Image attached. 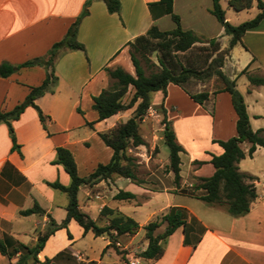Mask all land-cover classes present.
Instances as JSON below:
<instances>
[{
    "label": "crops",
    "instance_id": "obj_1",
    "mask_svg": "<svg viewBox=\"0 0 264 264\" xmlns=\"http://www.w3.org/2000/svg\"><path fill=\"white\" fill-rule=\"evenodd\" d=\"M86 1L0 0V63L18 65L34 57L46 55L53 43L64 37L68 27L80 15ZM120 1L122 4L120 13H111L102 0H90L88 14L81 19L76 36L77 40L84 44L85 51L79 49L65 51L54 64L57 83L53 92H46L35 99L46 116V128L43 127L37 111L32 106H27L19 118L12 121L16 141L19 144V150H12L8 127L0 122V239L9 253L8 255L0 252V264H13L17 261L21 251L15 252L14 249L19 247L20 243L34 245L38 233L48 224L49 217L60 223L66 216L65 207L68 203L66 192L48 185V182L56 180L63 185H68L70 182L69 175L62 165L53 162L56 158L55 147L64 146L72 152L78 171V157H85V148H82V144L86 146L90 139L99 137L97 132L106 131L120 119H126L123 116L129 112L128 110L98 121L97 112L92 107V97L110 84V78L105 70L107 67L113 69L121 66L126 71L134 73L127 43L145 33L152 24L163 29L161 22L169 15H161L155 20L152 18L148 3L156 0ZM211 7L212 0H173V8L180 16L182 28L190 29L204 39H207L205 38L208 35L207 31L214 30L215 16L210 12ZM263 22L264 20L256 27L248 29L242 36V43H237L230 50L222 66L226 74L227 64L230 63L229 73H232V76L227 75L229 78L237 79L242 75L239 73L247 64V73L259 72L260 74L255 75L264 76V47L258 54L254 52L252 46L245 45L247 32L258 28ZM173 27L174 23L171 28ZM216 36L221 48L226 47L230 36L224 32L221 24ZM238 45L243 46L248 53L246 60L248 63L244 67L237 63L238 58L233 53ZM45 72L43 66L34 65L20 67L7 77L0 76V110H10L22 101L31 86L42 82ZM243 74L246 76V73ZM247 82L243 97L251 127L255 130L264 127V84L252 85L249 80ZM129 89L132 90L131 87ZM209 93V98L204 103L212 102L215 106L218 104L220 112L221 109H226L230 121L225 123L223 114L219 119L217 118L219 132L217 138L212 139L214 152L204 150L206 154L200 160L202 164L196 163L192 157L188 158V174L183 176L180 163L179 186L174 182V186L154 189L146 183L136 184L129 178L120 176L101 179L93 184L83 183L79 186V207L91 218L98 219L100 209L107 205L117 212L133 217L139 223L140 227L135 234L121 235L117 242L120 249L127 251L125 257L131 264H264V168L257 171L248 162H244L246 164L243 163L244 168H241L243 160L246 158L251 160L263 147L257 146L252 157L247 156L238 162L240 171L258 177L254 181L256 198L246 214L233 216L225 206L204 201L206 207L196 210L190 205L194 201L187 203L184 198L200 199L180 191L181 188L198 182V177L202 176L195 173H198L202 165L210 163L211 154H220L223 151L216 140H226L236 134L237 116L232 107L230 94L226 91L216 94L209 91ZM160 104L163 105L166 117L169 119L167 108L171 107L174 110L175 106H168L164 99ZM161 114L163 116L162 112ZM112 117L113 120L109 121ZM91 121H93L92 126L86 124ZM215 124H217L216 118L213 125ZM82 127H88L90 133L85 138L76 137L77 131ZM176 141L178 142L177 137ZM248 146L249 144L242 146L241 143L245 151ZM111 155L109 153V159ZM88 174L80 176L85 177ZM119 189L133 192L135 198L114 199L113 196ZM80 193L83 194V200L80 199ZM160 193L164 195L166 201L157 209L151 200ZM173 194H181L185 197L176 201L171 198ZM92 201H97L93 215ZM34 202L45 210L43 215L19 213L20 210L31 207ZM144 205L149 212L144 221H139L135 215ZM173 206L186 211L185 229L179 226L165 239L164 252L160 258L153 260L136 255V250L142 251L148 242L144 238V230L142 241L133 243L139 230ZM104 220L106 218L100 221L104 222ZM67 228H74L71 238L60 235L62 246L58 248L56 241L58 242L59 237L56 234L65 228L56 230L38 253L37 257L40 261L45 257H53L58 251L65 249L77 262L86 264L93 260L95 264H108L104 261V256L111 258L114 248L107 246L109 244L107 236H95L91 230L84 232L74 219L68 221ZM87 236L103 241L100 257L83 254L80 242ZM121 238H124L123 242L120 241ZM104 247L106 248L103 251ZM114 252L117 264H125L116 250Z\"/></svg>",
    "mask_w": 264,
    "mask_h": 264
},
{
    "label": "trees",
    "instance_id": "obj_2",
    "mask_svg": "<svg viewBox=\"0 0 264 264\" xmlns=\"http://www.w3.org/2000/svg\"><path fill=\"white\" fill-rule=\"evenodd\" d=\"M102 1L109 12L120 13L122 7L120 0ZM253 2H256L258 8L255 16L239 24H232L226 19L220 0H212L210 12L223 26L224 32L230 36L228 44L224 49L220 50L217 38H210L207 42L212 45L211 50H208L206 45L198 47L201 50H208L207 55L202 59L200 56L198 59L189 60L186 63H183L178 58V53L192 49L197 42L204 43L206 41L194 31L182 28L180 16L173 8V0H156L148 3L154 20L161 15H169L174 27L171 29H160L156 24H152L145 33L129 41L127 43L129 46L128 52L134 73L126 71L121 66L113 69L107 67L105 70L110 78V84L102 89L99 94L92 97V107L97 112L98 121L133 108L131 115L127 119L118 121L106 131L97 132L101 140L112 149L110 159L106 163H98L93 171L82 177L78 174L72 152L64 146L55 147L56 158L53 162L62 165L69 175L70 182L68 185H63L56 180L48 182V185L66 192L68 196V203L65 207L66 216L60 223L49 217L48 224L44 230L38 233L34 245L29 246L20 243L19 247H15V252L20 250L21 253L13 264H85L77 262L74 256L65 249L58 251L53 257H45L42 261L37 257L47 239L56 230L67 228V223L71 219H74L83 228L84 232L91 230L95 236H107L109 238L107 246H112L125 264H131L125 257L127 251L120 249L117 242L121 235L135 234L140 227L139 223L133 217L117 212L107 205L100 209L98 219L91 218L79 207V186L83 183L93 184L101 179L114 176L129 178L130 181L141 184L142 180L136 174L137 162L128 153V149L144 144V139L139 133V124L151 107L150 93L162 90L165 95L168 83H173L180 86L193 101L203 105L209 98V91L203 90L193 93L184 86V83L193 77L200 79L211 75L219 77L222 86L215 89L212 93L216 94L220 91H226L230 94L232 107L237 116L235 122L236 135L226 140H216L223 148V151L220 154H211L209 162L214 167L213 173L209 176L198 177V182L189 187L181 188L180 191L209 204L223 205L233 216L243 215L249 211L251 203L256 198L254 181L258 177L240 171L238 162L246 156L252 157L257 146L264 148V127L255 130L251 127L244 97L236 88V79L229 78L222 70V66L230 54V50L237 43H242V36L245 32L250 28L256 27L264 20L263 0H228V5L235 10L249 9ZM89 4L90 0H87L80 15L68 27L64 37L53 43L46 55L34 57L18 65H12L7 62L0 63L1 77L9 76L20 67L41 65L46 70L42 82L39 85L31 86L22 101L10 110H0V122L5 123L8 127L12 150H19L12 121L18 119L27 106H32L37 111L43 127L46 128V116L36 104L35 99L46 92H53L57 83L54 64L65 51L75 49L85 51L84 44L78 41L76 36L81 19L88 14ZM156 49L160 51L158 58L159 68L146 74L141 63V57L146 58L147 53H151ZM214 53L216 54L214 55ZM198 64L200 66H196ZM247 68L248 64L240 71V74L246 73L252 85H263L264 76L247 73ZM129 87H131L132 93L128 101H125L124 97ZM160 108L163 113V140L169 148V169L173 173L176 186H179L181 177L180 152L183 151V148L176 141L174 130L170 120L166 117L163 105H160ZM86 124L92 126L93 121ZM244 141L249 144L246 151L241 147V143ZM196 162L201 163V161ZM113 198L130 200L135 198V194L131 191L119 189ZM19 213L21 215L32 213L43 215L45 210L37 202H34L31 207L22 209ZM103 218H106V220L101 222L100 220ZM161 224H165L164 230L156 234L155 230ZM179 226H183L185 229L186 211L174 206L170 207L159 218L147 222L143 225V228L148 242L145 249L140 251L139 256L153 260L160 258L164 252L165 239ZM68 237L71 238L69 232ZM106 247H104L103 251ZM0 252L9 255L2 239H0ZM86 264H95V261L92 260Z\"/></svg>",
    "mask_w": 264,
    "mask_h": 264
},
{
    "label": "rangeland",
    "instance_id": "obj_3",
    "mask_svg": "<svg viewBox=\"0 0 264 264\" xmlns=\"http://www.w3.org/2000/svg\"><path fill=\"white\" fill-rule=\"evenodd\" d=\"M264 2V0H263ZM220 4L225 11L226 19L232 24H239L245 20H248L255 16L258 11L256 3H253V6L249 9L243 10H235L234 8L228 5V0H220ZM212 17V16H211ZM214 19V30L207 31V39H204V43L197 42L195 46L186 51L179 52L178 58L186 63L191 60L194 61L201 56V59L207 55L208 50L212 49V45H209L207 40L211 37H216V32L220 27L218 21ZM173 26V22L170 16H166L162 22L161 27L163 29L171 28ZM218 44L220 46V42L218 40ZM252 46L254 52L260 53L262 48L264 47V22L258 28L251 29L247 32L245 36V45ZM201 45H206L208 50H201ZM244 45V44H243ZM244 45V46H245ZM234 56H236L237 63H239L242 67H244L248 62H246L248 58L247 51L243 48V46L238 45L234 49ZM216 53H214L215 55ZM160 56L159 50H154L151 53H147L146 58L141 57V63L144 67L146 74H149L151 71H156L159 68L158 58ZM202 62V61H201ZM200 62V63H201ZM227 64L226 75L232 76L230 72L231 67ZM196 66H200L199 64ZM255 74H260L259 72H254ZM240 74V73H239ZM247 78L244 74L240 75L236 79V88L244 95L243 91L245 89V84L247 82ZM184 86L191 92L195 93L198 91H214L215 89L222 86V82L217 75H211L207 78H191L187 82L184 83ZM132 90L128 89L124 100L128 101ZM213 94V93H212ZM227 95V94H226ZM165 100L168 106H175L176 109L172 110L171 107L167 108V111L170 114L169 120L171 122L172 129L176 133V137L178 142L183 146V151L180 154L181 159V175H186L188 170L187 161L188 158L192 157L193 160L200 161L205 156V151L214 152V144L212 143L213 138H217L219 123L217 118H220V115L223 114L225 123L230 121V116L226 109H221L219 111L218 104L213 105L212 102L204 103L203 105L194 102L186 92L180 86H177L173 83H168L166 87V94L164 95L162 90L152 91L150 93V101L151 107L147 110L143 118L140 120L139 124V133L144 139V144L131 147L128 149V153L132 155L137 162V170L136 174L142 183L148 184L150 187L154 189H163L164 186H174L173 173L169 169V148L167 144L163 140V123H162V114L159 108L160 103ZM231 106V105H230ZM234 117L235 113L230 107ZM229 109V110H230ZM133 108L128 109L129 112L125 114L123 117L126 119L131 115ZM129 113V114H128ZM220 113V114H219ZM217 116V117H216ZM214 118H216V123H214ZM113 117L109 120L112 121ZM120 120H123L120 119ZM119 120V121H120ZM235 132V131H234ZM90 133V129L88 127H82L77 131L76 137L85 138ZM234 134L233 136H235ZM232 137V136H230ZM247 142H242V146H247ZM85 148V157H78V172L79 175H86L90 172L98 163H104L109 160V153L112 154V150L101 140L100 137L95 136L94 138L89 140V144L84 146L82 144V148ZM247 157V156H246ZM249 157V156H248ZM87 159V161L85 160ZM250 163L253 168L257 171L262 170L264 168V148L254 154V157L250 160L246 158L243 160L241 164V168H244L243 163ZM197 163V162H196ZM202 164V162L200 163ZM246 164V163H244ZM213 166L208 163L206 165H202L198 170V173H195L199 176H209L212 174ZM61 193V192H60ZM185 196L181 194H173L171 198L173 200H181ZM83 198V194L80 193V199ZM186 202L194 201L193 205L190 203L191 207L200 210V208H205L206 203L201 200H196L190 197H185ZM153 206L157 209L160 208L166 201L164 195L162 193L158 194L155 198L151 200ZM91 207L92 215L95 213L97 201H92ZM147 206H143L138 209V214L135 217L139 221H144L148 214ZM160 216L154 218L157 219ZM150 218V217H149ZM153 219V220H154ZM165 225L162 224L159 228L155 230V233H160L164 230ZM74 228H65L61 232L56 234L59 237L56 241L58 243V248L61 245L60 235L68 236V232L70 234H74ZM60 231V230H59ZM61 233V234H60ZM144 234V228H141L137 233L136 237L133 239V243L137 244L138 241H142ZM145 238V235H144ZM124 238H121L120 241L123 242ZM103 245V241L99 238L93 239L92 237H85L81 242L80 246L83 248V254L89 257H100L101 254V246ZM115 250V249H114ZM114 250H112L113 256L111 258L104 256V261L108 264H117V258L114 254ZM140 250H136L135 254L139 255Z\"/></svg>",
    "mask_w": 264,
    "mask_h": 264
},
{
    "label": "built area",
    "instance_id": "obj_4",
    "mask_svg": "<svg viewBox=\"0 0 264 264\" xmlns=\"http://www.w3.org/2000/svg\"><path fill=\"white\" fill-rule=\"evenodd\" d=\"M118 244V243H117Z\"/></svg>",
    "mask_w": 264,
    "mask_h": 264
}]
</instances>
